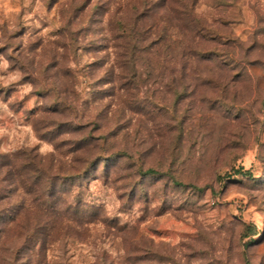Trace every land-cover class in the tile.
<instances>
[{"label": "rangeland", "instance_id": "374dc122", "mask_svg": "<svg viewBox=\"0 0 264 264\" xmlns=\"http://www.w3.org/2000/svg\"><path fill=\"white\" fill-rule=\"evenodd\" d=\"M143 1L0 0V163L39 153L82 181L94 215L49 241L46 263L264 264V0H147L183 42L204 25L222 35L209 48H252L251 76L214 60L124 65L119 36ZM67 31L79 40L64 58ZM13 228L0 264H34Z\"/></svg>", "mask_w": 264, "mask_h": 264}, {"label": "trees", "instance_id": "16d2710c", "mask_svg": "<svg viewBox=\"0 0 264 264\" xmlns=\"http://www.w3.org/2000/svg\"><path fill=\"white\" fill-rule=\"evenodd\" d=\"M130 25V31H122L119 37L123 38L121 46L124 49L122 55L125 60L124 65L132 64V68L135 69L137 62L144 59H161L163 65L165 64L164 69L168 70L167 67L171 65V71L177 67L180 60L188 64L193 61L209 64L214 60L222 65L227 62L235 74L251 76V68L260 63L258 58L251 57L252 48L250 47L230 53L228 49L225 53L216 47L209 48L205 43L215 42L213 39L217 40L222 35L204 25L199 28L194 26L193 31H188L190 38L186 37L187 40L183 42L175 31H167L166 28L160 27L156 19V10L147 0L137 7ZM78 34L79 31H67V34L63 35L59 47L63 49L64 58L68 57L77 44ZM215 52L219 53L217 55L219 58L214 56ZM167 63L170 64L167 65ZM132 73L130 70L125 71L123 76L128 81L132 76H136L134 72ZM64 75L73 77L69 68L65 70ZM65 101L68 102L66 98L62 100V102ZM44 112H50L48 107L44 109ZM89 134L82 138L85 142L83 144L91 148L97 147L98 145L95 144L97 137ZM96 156L98 157L85 160L84 164L87 166L79 168L80 174L87 173L91 166L97 163L100 156ZM13 157L10 159L9 156L3 155V161L0 163L1 172L6 168L4 175H0L2 176L0 177V185H2L0 187V233H7L9 225L12 224L18 240L21 241L15 256L18 254L22 257L29 254L27 255L29 263L47 264L45 259L47 243L58 238V235L65 234L69 228H72L73 223L84 224L93 220L94 215L88 213L81 201H78L76 190L82 186V181L78 177L64 176L63 174L66 173L62 172V168H56L54 164L45 165L44 158L35 151L32 153L23 151ZM148 172L154 173L155 170L147 169L144 174ZM16 198L18 201H14ZM65 221L66 224H64Z\"/></svg>", "mask_w": 264, "mask_h": 264}]
</instances>
